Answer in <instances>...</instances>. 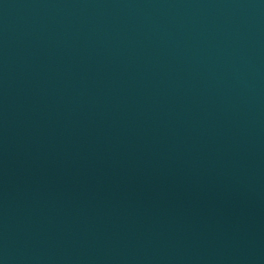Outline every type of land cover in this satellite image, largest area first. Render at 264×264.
Here are the masks:
<instances>
[{"label": "water", "instance_id": "water-1", "mask_svg": "<svg viewBox=\"0 0 264 264\" xmlns=\"http://www.w3.org/2000/svg\"><path fill=\"white\" fill-rule=\"evenodd\" d=\"M0 264H264V0H0Z\"/></svg>", "mask_w": 264, "mask_h": 264}]
</instances>
